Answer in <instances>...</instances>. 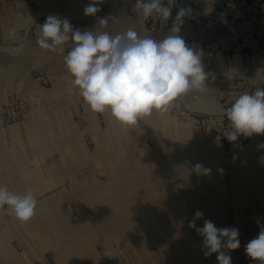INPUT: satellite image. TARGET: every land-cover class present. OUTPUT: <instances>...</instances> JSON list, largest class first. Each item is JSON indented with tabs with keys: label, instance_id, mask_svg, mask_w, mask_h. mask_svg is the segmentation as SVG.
Here are the masks:
<instances>
[{
	"label": "rangeland",
	"instance_id": "374dc122",
	"mask_svg": "<svg viewBox=\"0 0 264 264\" xmlns=\"http://www.w3.org/2000/svg\"><path fill=\"white\" fill-rule=\"evenodd\" d=\"M90 2L0 0V186L37 198L28 220L0 207V264H218L189 226L197 211V227L239 230L232 264H260L245 245L264 228V133L225 134L232 103L264 89V0H162L167 21L145 19L136 0H102L88 16ZM181 8L207 86L136 125L84 101L64 62L71 41L63 53L37 44L49 15L160 40Z\"/></svg>",
	"mask_w": 264,
	"mask_h": 264
},
{
	"label": "clouds",
	"instance_id": "9594fccd",
	"mask_svg": "<svg viewBox=\"0 0 264 264\" xmlns=\"http://www.w3.org/2000/svg\"><path fill=\"white\" fill-rule=\"evenodd\" d=\"M102 0H91L84 8L85 15L94 16L100 11ZM135 9L145 19L159 15L165 21L171 8L162 0H136ZM190 9L181 8L170 33L156 40L129 28L112 35L107 31L73 29L68 19L49 15L40 26L37 44L47 50L63 53L64 45L72 47L64 56L65 65L74 77L73 84L90 108L96 112L110 110L119 122L136 125L140 118L166 107L179 95L192 90H205L209 73L204 70L201 55L188 46L179 34L183 18ZM117 17L100 19L101 25ZM232 131L225 134L232 142L240 135L264 133V89L242 93L227 109ZM205 174L208 169L196 165ZM37 198L29 189L14 193L0 186V207L7 206L9 214L28 220L35 213ZM203 217L197 211L189 226L203 238L204 255L217 254L218 264H232L230 250L240 247L239 230L218 228L211 220H204L203 227L196 220ZM245 253L254 261L264 264V228L245 245Z\"/></svg>",
	"mask_w": 264,
	"mask_h": 264
}]
</instances>
